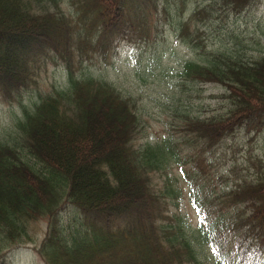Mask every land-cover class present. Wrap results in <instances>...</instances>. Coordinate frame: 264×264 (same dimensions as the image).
I'll use <instances>...</instances> for the list:
<instances>
[{
  "label": "trees",
  "instance_id": "16d2710c",
  "mask_svg": "<svg viewBox=\"0 0 264 264\" xmlns=\"http://www.w3.org/2000/svg\"><path fill=\"white\" fill-rule=\"evenodd\" d=\"M65 1L75 0H0L4 96H20L34 81L35 47L57 46L63 60L62 83L50 81L46 92L19 104V115L0 135V258L35 243L28 224L41 219L46 231L34 250L44 264H242L264 254V171L236 175L218 194L206 186L199 193L191 182L206 174L205 152H216L240 129L245 135L261 132L264 45L251 54L238 48L210 55L200 50L179 64V76L221 87L226 98L221 110L193 115L184 124L196 146L190 148V171L179 168L180 178L189 179L188 197L198 218L191 226L179 212L165 209L166 198L177 207L184 193L178 176L165 171L179 163L177 143H139L137 99L82 66L76 70L68 53L74 40L81 47L95 38L99 43L121 38L125 29L148 31L150 0H78L72 13H66ZM248 1L217 3L227 2L237 12ZM163 2L169 6L170 0ZM191 7L175 36L188 34L190 25L193 39L200 36L199 21L211 11L202 3ZM162 171L166 178L159 189L155 179ZM67 205L77 218L63 219Z\"/></svg>",
  "mask_w": 264,
  "mask_h": 264
},
{
  "label": "rangeland",
  "instance_id": "374dc122",
  "mask_svg": "<svg viewBox=\"0 0 264 264\" xmlns=\"http://www.w3.org/2000/svg\"><path fill=\"white\" fill-rule=\"evenodd\" d=\"M150 0L147 11L150 13L147 24L150 29L141 32L140 29L129 31L125 29L123 37L98 42L97 38L89 40L87 44L78 47L74 40L68 53L72 66L77 70L85 68L94 77L103 78L118 85L124 91L130 92L140 107L141 130L139 143L144 141H163L171 139L177 143L179 149V163L165 169L172 176H178L179 184L183 187V196L172 206L173 200L166 198L169 204L165 209L179 212L191 226H195L197 215L188 197V178H180L181 167L190 171L192 151L196 147L192 137L185 132V122L188 117L205 116L212 111L221 110L226 104V98L221 87L212 83L197 84L178 75L181 61L193 59L200 50L208 52L219 51L223 48H238L244 53H254L264 45V0H249L237 12H230L228 3H209L214 0ZM182 1V2H181ZM68 8L66 13L76 11L74 5L78 2L65 1ZM202 3L211 11L207 19L201 22L200 36L193 39L191 25L188 34L175 36L174 29L179 21L188 19L192 11L191 5ZM166 7V11H165ZM77 12V11H76ZM196 24V23H195ZM79 22L77 28H81ZM180 26V22H179ZM191 34V35H190ZM186 39V40H185ZM192 40L193 42L187 43ZM89 45V46H88ZM88 46V47H87ZM206 50V51H205ZM58 47H49L47 44L35 47L32 63L35 66V76L30 82L27 91L22 95L4 96L0 90V135L6 131L19 115L20 105L35 99L39 91H47L50 81L61 84L62 64L57 58ZM80 53L82 55H80ZM207 54V53H204ZM80 62V63H79ZM28 97V99H26ZM20 99V100H19ZM177 100V108H174ZM261 132L249 131L247 135L243 129L216 148V152H205L203 162L204 174L201 178L196 174L191 178L195 188L206 186L212 188L215 194L225 189L236 175L250 176L264 171V122L260 125ZM231 146V147H230ZM251 156L259 158L260 164L248 159ZM164 171L157 173V187L162 189L166 175ZM198 178V180H196ZM63 219L67 221L77 212L71 205L65 206ZM63 214V213H62ZM70 230L73 226H69ZM28 231L35 243L20 245L4 253L0 264H44L34 250V245L40 242L46 231L44 219L31 221ZM258 251V250H256ZM113 260H119L114 257ZM124 261V260H123ZM120 264V263H119ZM123 264H128L124 261ZM217 264V263H215ZM242 264H264V254H257L250 260L245 259Z\"/></svg>",
  "mask_w": 264,
  "mask_h": 264
},
{
  "label": "bare ground",
  "instance_id": "6f19581e",
  "mask_svg": "<svg viewBox=\"0 0 264 264\" xmlns=\"http://www.w3.org/2000/svg\"><path fill=\"white\" fill-rule=\"evenodd\" d=\"M69 47V46H68ZM71 47V46H70ZM72 48V47H71ZM57 58L61 59L62 63H63V60L60 56H56ZM80 63V62H79Z\"/></svg>",
  "mask_w": 264,
  "mask_h": 264
}]
</instances>
